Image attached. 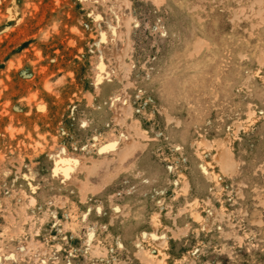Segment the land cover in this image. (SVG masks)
<instances>
[{
  "label": "rangeland",
  "instance_id": "obj_1",
  "mask_svg": "<svg viewBox=\"0 0 264 264\" xmlns=\"http://www.w3.org/2000/svg\"><path fill=\"white\" fill-rule=\"evenodd\" d=\"M0 251L264 264V0H0Z\"/></svg>",
  "mask_w": 264,
  "mask_h": 264
},
{
  "label": "bare ground",
  "instance_id": "obj_2",
  "mask_svg": "<svg viewBox=\"0 0 264 264\" xmlns=\"http://www.w3.org/2000/svg\"><path fill=\"white\" fill-rule=\"evenodd\" d=\"M152 1H158V0H152ZM126 5V4H125ZM117 14V13H116ZM127 18V17H126ZM126 46V45H125ZM197 47V46H196ZM195 49V48H194ZM202 49V48H201ZM104 50V49H103ZM198 50V49H197ZM196 51V50H195ZM99 67L102 68V64L101 62L98 63ZM103 69V68H102ZM120 102V101H119ZM126 103V102H125ZM124 104L121 103V106H123ZM125 106L127 107L128 105L125 104ZM124 106V108H125ZM123 108V109H124ZM126 111V108L124 109ZM129 135V134H128ZM131 141V140H130ZM223 147V145H222ZM131 151V143L129 142V140L127 139L125 141L124 144V148L120 151L121 153H129ZM228 153V152H227ZM199 156V155H198ZM231 159L228 158V156L226 155L225 151L220 149V147L218 146L217 148V152L214 156V161L217 163V165L220 166V168L224 171H227L231 168L232 164H231ZM220 169V170H221ZM232 169V168H231ZM231 171V170H230ZM66 172L68 173V169H66ZM73 174V173H72ZM63 175V174H62ZM153 241L158 244V245H163L165 240H164V235L162 234L161 236H156L153 235L152 236ZM1 252V251H0ZM149 258V257H148ZM152 260V259H151ZM151 263V262H150Z\"/></svg>",
  "mask_w": 264,
  "mask_h": 264
}]
</instances>
